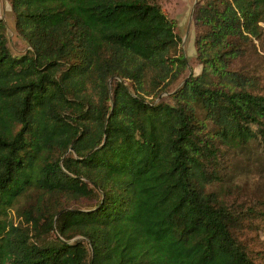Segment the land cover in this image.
I'll return each mask as SVG.
<instances>
[{
	"label": "trees",
	"instance_id": "obj_1",
	"mask_svg": "<svg viewBox=\"0 0 264 264\" xmlns=\"http://www.w3.org/2000/svg\"><path fill=\"white\" fill-rule=\"evenodd\" d=\"M163 1L9 0L0 264H264V199L235 183L264 164V0H199L186 77Z\"/></svg>",
	"mask_w": 264,
	"mask_h": 264
},
{
	"label": "rangeland",
	"instance_id": "obj_2",
	"mask_svg": "<svg viewBox=\"0 0 264 264\" xmlns=\"http://www.w3.org/2000/svg\"><path fill=\"white\" fill-rule=\"evenodd\" d=\"M199 0H164L163 6L168 17L173 20L177 25V31L182 38V51L189 61V71L185 75L191 74L199 75L202 71L201 66L196 61L197 51L195 47V34L193 16L195 7ZM0 19L4 20L7 25V36L9 40V47L15 57L21 56L28 50V45L23 38L17 33L15 26V15L12 11L9 0H0ZM181 80L176 86L178 89L183 84ZM171 102L169 94H163L156 102ZM250 160V161H249ZM247 159L245 154H241L236 160V179L235 183L241 190L238 194L242 199L256 200L264 199V164L255 159ZM149 185V183H147ZM138 203L135 204L133 210L138 208ZM164 219V218H162ZM167 223L166 220L157 224H150L148 227L149 233L158 238L159 230L163 224ZM264 229V228H263ZM255 237L253 243L259 244L261 249H264V230L260 232V237Z\"/></svg>",
	"mask_w": 264,
	"mask_h": 264
},
{
	"label": "water",
	"instance_id": "obj_3",
	"mask_svg": "<svg viewBox=\"0 0 264 264\" xmlns=\"http://www.w3.org/2000/svg\"><path fill=\"white\" fill-rule=\"evenodd\" d=\"M185 82H186V80L183 82V84H184ZM183 84H182V85H183ZM182 85H181V86H182Z\"/></svg>",
	"mask_w": 264,
	"mask_h": 264
}]
</instances>
